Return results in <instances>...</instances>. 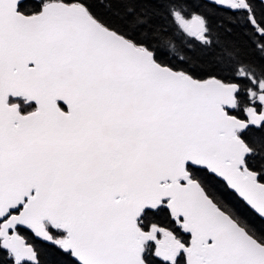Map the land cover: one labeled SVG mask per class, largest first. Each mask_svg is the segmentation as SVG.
I'll list each match as a JSON object with an SVG mask.
<instances>
[{
    "label": "snow or ice",
    "instance_id": "1",
    "mask_svg": "<svg viewBox=\"0 0 264 264\" xmlns=\"http://www.w3.org/2000/svg\"><path fill=\"white\" fill-rule=\"evenodd\" d=\"M258 3L0 0V264H264Z\"/></svg>",
    "mask_w": 264,
    "mask_h": 264
},
{
    "label": "trees",
    "instance_id": "2",
    "mask_svg": "<svg viewBox=\"0 0 264 264\" xmlns=\"http://www.w3.org/2000/svg\"><path fill=\"white\" fill-rule=\"evenodd\" d=\"M257 11H258V12H260V11H264V6L258 3V4H257ZM212 19H213V22H215L216 20L220 19V17H219V16H215V17H212ZM230 39H233V40L238 41V42L241 44V46H244V47L247 46V43H246V42H247V37H245V36L242 34V31H241L240 29H236V30L233 32V34H232V36L230 37ZM53 259H55V258H53Z\"/></svg>",
    "mask_w": 264,
    "mask_h": 264
},
{
    "label": "water",
    "instance_id": "3",
    "mask_svg": "<svg viewBox=\"0 0 264 264\" xmlns=\"http://www.w3.org/2000/svg\"><path fill=\"white\" fill-rule=\"evenodd\" d=\"M264 6V5H263Z\"/></svg>",
    "mask_w": 264,
    "mask_h": 264
}]
</instances>
